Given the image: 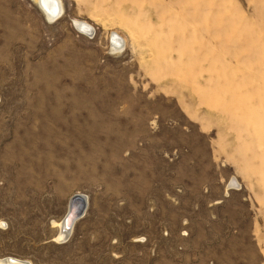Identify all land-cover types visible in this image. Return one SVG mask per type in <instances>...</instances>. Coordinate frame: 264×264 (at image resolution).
I'll use <instances>...</instances> for the list:
<instances>
[{"label": "rangeland", "instance_id": "rangeland-1", "mask_svg": "<svg viewBox=\"0 0 264 264\" xmlns=\"http://www.w3.org/2000/svg\"><path fill=\"white\" fill-rule=\"evenodd\" d=\"M61 1L0 0V257L264 264V0Z\"/></svg>", "mask_w": 264, "mask_h": 264}, {"label": "bare ground", "instance_id": "bare-ground-1", "mask_svg": "<svg viewBox=\"0 0 264 264\" xmlns=\"http://www.w3.org/2000/svg\"><path fill=\"white\" fill-rule=\"evenodd\" d=\"M36 3L42 9L46 18L49 21H54L63 16L64 7L61 0H35ZM75 25L87 33H92L93 27L91 25L85 24L83 21L77 20ZM116 36V35H115ZM117 37V36H116ZM115 37V38H116ZM118 38V37H117ZM115 49L116 47H112ZM232 182V181H231ZM231 185V184H229ZM233 187V186H232ZM88 205V198L84 195L77 194L70 201L69 210L63 220L58 222L53 221L54 226L59 227V231L56 235L55 241L58 243L66 242L72 235V229L75 224L76 219L79 218ZM0 264H30L23 259L13 256L0 257Z\"/></svg>", "mask_w": 264, "mask_h": 264}, {"label": "built area", "instance_id": "built-area-1", "mask_svg": "<svg viewBox=\"0 0 264 264\" xmlns=\"http://www.w3.org/2000/svg\"><path fill=\"white\" fill-rule=\"evenodd\" d=\"M118 39H119V41H122V40H120V38H118ZM116 40H117V38H116ZM117 41H118V40H117ZM119 41H118V43H120Z\"/></svg>", "mask_w": 264, "mask_h": 264}]
</instances>
